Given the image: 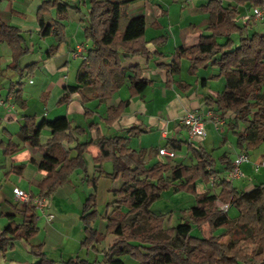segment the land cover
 Listing matches in <instances>:
<instances>
[{"label": "trees", "instance_id": "trees-1", "mask_svg": "<svg viewBox=\"0 0 264 264\" xmlns=\"http://www.w3.org/2000/svg\"><path fill=\"white\" fill-rule=\"evenodd\" d=\"M87 1L89 6L83 37L90 46L76 70L75 85L63 87L64 93L59 102L67 101L71 93H76L82 104L92 100L104 102L127 80L129 98L106 107L103 122L111 125L123 113L129 99L141 94L150 84L149 80L141 76L142 71L138 66L128 69L122 66V57L146 52V22L143 15H137L127 19L123 30L119 29L120 18L133 0ZM234 1L237 5L249 2L252 6H264V0ZM70 7V3L63 0L41 2L36 12L41 35L55 34L58 41L62 42L65 36L63 21ZM72 8L79 9V6ZM51 9L55 10V19L46 23L43 15ZM201 10L214 16L206 27L207 33L200 35L198 42L191 47H177L170 62L158 66L165 71L167 85L173 83L172 76L177 73L182 59L189 62L187 71L192 75L199 69L216 67L218 73L211 76V79L223 77L225 85L214 97H206L204 104L213 112L232 115L233 121L229 127L236 136L238 148L247 154L264 143V32H249L248 21L239 25L235 21V8L224 7L217 0H209ZM233 34L239 36L236 46L231 40ZM217 38H225V41L218 43ZM154 41L164 43L165 38ZM0 42L5 43L11 52L7 69L22 74L24 69L18 67V61L28 53V48L21 31L1 23ZM56 49L54 47L46 54L50 56ZM33 66L25 69L29 71ZM128 71L130 75H127ZM179 84L184 85L183 82ZM13 89L12 85L10 91ZM91 115L85 109L84 117ZM238 123L243 124L242 129H239ZM44 127L50 129L51 135L41 143L40 133ZM97 128V124L87 123V129ZM74 130L84 133L83 129L72 127L65 117L41 119L38 123L32 118H25L16 134L23 143L42 154L38 167L45 176L37 185L36 196L46 201L78 169L85 183L93 189L94 193L87 196L82 204L80 221L84 236L79 249L103 252L102 259L96 262L74 255L62 261L63 264H124L121 256H127L135 264H264V185H257L245 192L238 190L215 169L216 162L209 151L203 146L182 140L169 139L167 143L174 151H180L183 145L186 146L193 159L190 164H172L170 158L165 157L164 161L146 166L143 152L129 147L127 137L117 135L76 144L72 148L76 155L71 156L70 150L65 149L63 143L71 142V132ZM142 131L136 126L125 129L128 136ZM90 146L98 149L93 158L97 176L87 178L82 154ZM18 149L19 146L13 142L3 146V152L7 155ZM218 161L223 170L233 168L226 156L220 157ZM105 162L111 164L110 172L103 169ZM101 175L111 181L118 179L121 182L119 188L113 191L115 200L106 204L103 215L98 210L95 193L97 179ZM216 178L217 192L196 191L197 181L210 183L215 182ZM170 189L174 193L192 195L194 204L180 210L177 225L164 228L166 216L154 213L152 205L163 192ZM218 204L235 208L236 217L230 218ZM21 214L20 224L10 222L1 229V253L13 241L27 240L37 234L36 214L31 202L25 203ZM8 217L11 219L12 216ZM100 219L105 221V232H100L94 225ZM204 227L208 229L209 235L204 234ZM239 227L248 230V234L234 239L232 236ZM193 229L197 230L196 234H192ZM217 229L224 230V234L231 237L227 244L220 243V238L212 234ZM106 234L114 238L104 251H100L98 245ZM30 252L36 258L32 264H59L46 256L41 245L31 246Z\"/></svg>", "mask_w": 264, "mask_h": 264}, {"label": "crops", "instance_id": "crops-1", "mask_svg": "<svg viewBox=\"0 0 264 264\" xmlns=\"http://www.w3.org/2000/svg\"><path fill=\"white\" fill-rule=\"evenodd\" d=\"M43 1L46 0H14L12 2L2 0L0 2V24L17 27L28 48V53L18 61V67L24 69L20 74L7 69L11 52L5 43L0 42V57L2 56L1 60L3 59L0 62V99L2 100L0 104V231L10 222L20 224L22 221L21 212L25 203L14 198L11 188L15 186L35 196L38 192L37 185L45 176L38 167L42 154L27 143H23L16 135L25 118H32L38 123L41 119L52 120L65 117L72 127L83 129L84 133L72 131L71 142L63 143L64 148L70 150L71 156L76 155V151L72 149L76 144L95 142L98 137L115 135L127 137L129 147L143 152V162H149L148 166L162 161L159 157H164L155 153V149L164 147L173 150L167 143L169 139L200 145L211 153L216 162L215 169L228 180L229 171L222 169L218 159L226 156L232 162L239 154L246 153L238 148L236 136L229 127L233 121L232 115L213 112L204 104L206 97H214L222 91L225 85L224 78L211 79V76H216L218 73L214 66L199 69L193 75L189 74L187 71L189 62L182 59L177 73L172 76L173 83L167 85L165 71L158 66L168 64L177 47H191L198 42L200 35L207 33L206 27L214 16L203 12L201 7L209 0H179L175 6L178 12L174 18L168 15V7L172 0L171 2L170 0H134L126 6L128 9L126 21L137 15H143L145 18L146 52L132 57H122V66L126 69L138 66L142 71L141 76L149 80L150 84L141 94L129 99L123 113L111 125H105L103 122L106 107L129 98L127 80L104 102L92 100L82 104L76 93H71L64 103L59 102L64 93L63 87L75 85L76 70L85 56L86 49L90 46L83 37L88 1L69 0L67 2L71 7L68 8L67 18L63 21L65 36L62 42L58 41L55 34L42 36L40 33L36 12ZM63 1L66 2V0ZM217 1L224 7L235 8L237 11L235 21L239 25L246 23L243 17L252 15L253 8L260 9L262 19L252 17L248 20L247 30L264 32V6H252L249 2L237 5L234 0ZM71 2L76 3L74 6H79V9H74L72 15H70V9H73ZM11 10L14 12L12 13ZM54 19V9L43 15L46 23ZM162 37L165 38L164 43L154 41ZM216 40L218 43H223L225 38ZM231 40L237 44L238 35L233 34ZM54 47L57 49L48 56L46 53L52 51ZM167 47L170 49L165 50ZM30 65H34L33 68L26 70L25 68ZM127 75H130L129 71ZM179 82H183L184 85H180ZM12 85L14 89L10 91ZM85 109L92 114L88 118L84 117ZM188 110H197L202 113L210 110L215 116H219L222 124L218 126L211 119L207 123L203 138H189L186 128L181 123L183 115ZM88 122L97 124L98 128L87 129ZM132 126L141 128L143 131L128 136L125 129ZM238 127L242 129L243 124L238 123ZM50 135V129L44 127L40 133V142L44 143ZM8 142L18 145V151L10 155L4 154L3 146ZM262 146L264 143L257 149L247 152V160L240 164L242 175L231 180L238 190L245 192L257 185H264V166L259 165L264 161ZM177 152L179 155L190 154L184 145L180 151H174V154ZM97 153L98 149L90 146L87 152L82 154L86 164L87 178L97 176L93 164V158ZM192 162L193 159L185 164ZM256 164L259 165L257 170ZM102 167L106 172L111 171L109 162L103 163ZM120 184L118 179L111 181L103 175L97 179L96 202L97 206H103L102 215L106 211V204L115 200L113 191L117 190ZM216 190L218 191V188ZM92 193H94L93 189L85 183L81 171L75 170L68 182L58 187L49 196L43 211L34 208L37 234L27 240L13 241L4 253L0 252V264L34 263L36 258L30 252V247L37 245H41L46 256L59 264H63L62 261L74 255L89 261H101L103 252L95 253L91 249H79L84 236L80 221L82 204ZM166 197L167 200L163 198L152 205L154 213L158 214L167 210L162 209L167 207H162L165 205L164 202L178 210L189 208L194 204V197L187 193L179 192ZM227 207L230 218L236 217V209L232 206ZM9 215L12 216L11 219ZM49 215L52 217L50 218ZM94 225L100 232H105L104 220L101 219ZM99 250L105 249L100 247Z\"/></svg>", "mask_w": 264, "mask_h": 264}, {"label": "rangeland", "instance_id": "rangeland-1", "mask_svg": "<svg viewBox=\"0 0 264 264\" xmlns=\"http://www.w3.org/2000/svg\"><path fill=\"white\" fill-rule=\"evenodd\" d=\"M68 1L69 0H66V2H68ZM110 1H123V0H110ZM170 2H171V0H170ZM71 3H72L71 5H73V6L76 5V3H73V2H71ZM178 3H179V0H172L170 6L168 7V11H169L168 15H170L171 18H174L176 16L177 12H178L176 7H175ZM126 10H128V9L125 8L124 14L120 18V22H119V29L120 30H123V28H124V26L126 24V16L128 15V12ZM73 12H74V9H70V15H72ZM82 12H84V9H82ZM69 20H71V19H69ZM238 38H239V36H238ZM234 45L236 46V44H234ZM169 49H170V47H167L165 50H169ZM0 53H1V51H0ZM1 57H0V62L3 60V59L1 60ZM2 72H3V70L1 71V75H2ZM220 125L221 124H218V126H220ZM218 134H220V133H218ZM262 147H264V146H262ZM155 153H158L157 149H155ZM169 158H170L172 164H174V163H188L189 161L192 160L190 154L187 153L185 155H179L178 152L176 154H174L173 157H169ZM159 159L164 161L166 158L164 156V157H159ZM144 163L148 166L149 162L146 161ZM217 182H218L217 178H216V181L215 182L212 181L211 184L200 180V181H198L196 183L197 191L198 192H204L205 191V192H209V193H215V192H217V190H216L217 189V185H216ZM172 190L173 189H170L169 193H168V191L163 192L161 197H160V199L158 201L162 200L163 198L166 199L167 198L166 196H169L170 194H175ZM158 201H156V202H158ZM164 203H165V205H163L162 207H165V206L168 207L169 206V208H167V207L166 208H162V209H167L166 211L164 210L163 212H160V214H164L166 216V220L164 222V228H168V227L177 225L179 223V215H180L179 212H180V210H178L177 208L171 207L170 206L171 204H169V203H166V202H164ZM218 205L222 209V206L220 204H218ZM98 210H99V212H102L103 206H98ZM223 210L229 216L228 207L225 206V208H223ZM100 221H101V219L97 221V224ZM204 232H205L204 233L205 235H209L210 234L208 229H206V227H204ZM196 233H197V230L193 229L192 230V234H196ZM212 234L218 236L220 238V243H223V244H227L230 241V239H231V237L226 236L224 234V230H222V229H217ZM245 234H248V230H245V229L239 227V228H236V230H235V232H234L232 237L234 239H237V238H239V237H241L242 235H245ZM113 238L114 237L112 235L106 234L104 240L98 245V247L99 248L101 247L102 249H106L107 244H109L112 241ZM120 258L123 260L124 264H135V262L130 260L127 256H121ZM98 262H100V260Z\"/></svg>", "mask_w": 264, "mask_h": 264}, {"label": "built area", "instance_id": "built-area-1", "mask_svg": "<svg viewBox=\"0 0 264 264\" xmlns=\"http://www.w3.org/2000/svg\"><path fill=\"white\" fill-rule=\"evenodd\" d=\"M252 17L255 19L261 20L262 19V11L258 8H253L252 15H246L244 16V20L247 22ZM2 103V100L0 99V104ZM211 119L214 120L215 124H222V120L219 118V116H215L212 111L207 112H199L197 110H188L182 117L181 123L186 128L187 134L189 138L192 139H200L205 136L206 133V126L208 121ZM158 154L165 156V157H173L174 151L171 149H166L164 147L158 149ZM247 160L246 154H239L233 161V168L229 170L227 178L228 180H233L236 178H239L242 175V171L240 169V164ZM261 166H264V161L260 162ZM258 164H256L255 169L257 170L259 167ZM11 191L13 193L14 198L17 200L27 203L31 202L32 206L35 209L43 211L45 209V199L42 197L34 196L30 193H27L25 191H22L18 189L17 187L13 186L11 188ZM225 208V206H222V209ZM50 218L52 215H49Z\"/></svg>", "mask_w": 264, "mask_h": 264}]
</instances>
